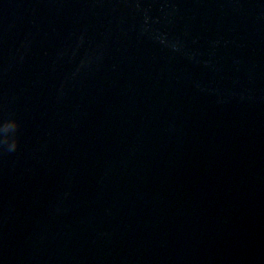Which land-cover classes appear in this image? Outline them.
<instances>
[{"label": "water", "instance_id": "1", "mask_svg": "<svg viewBox=\"0 0 264 264\" xmlns=\"http://www.w3.org/2000/svg\"><path fill=\"white\" fill-rule=\"evenodd\" d=\"M0 264H264V0H0Z\"/></svg>", "mask_w": 264, "mask_h": 264}]
</instances>
